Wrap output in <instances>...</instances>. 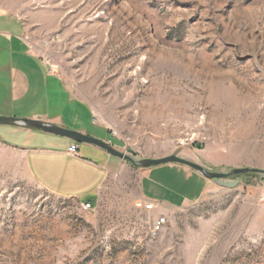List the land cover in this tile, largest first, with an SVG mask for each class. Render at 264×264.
<instances>
[{
    "label": "rangeland",
    "instance_id": "obj_1",
    "mask_svg": "<svg viewBox=\"0 0 264 264\" xmlns=\"http://www.w3.org/2000/svg\"><path fill=\"white\" fill-rule=\"evenodd\" d=\"M0 13L89 110L94 125L52 102L66 129L109 132L136 158L264 170V0H0ZM44 134L0 125V264H264L260 179L161 213L133 167L115 169L84 211L32 180L14 148Z\"/></svg>",
    "mask_w": 264,
    "mask_h": 264
},
{
    "label": "crops",
    "instance_id": "obj_2",
    "mask_svg": "<svg viewBox=\"0 0 264 264\" xmlns=\"http://www.w3.org/2000/svg\"><path fill=\"white\" fill-rule=\"evenodd\" d=\"M61 97L66 103H77L78 107L74 108V112H78L80 108L82 112L87 110L81 102L69 96L58 76L50 72L32 52L23 22L15 16L0 13V116H29L33 120L66 128L62 125L60 115L49 113L50 107ZM87 119L94 125L89 110ZM77 131L91 136L84 127ZM44 135H47L44 145L26 143L20 147H11L23 153L24 163L32 180L56 196L73 198L80 203L90 202L93 205L110 173L115 169L132 167L87 144H78L79 156L71 157L66 149L72 141ZM100 140L109 142L118 150L123 148L118 141L113 140L109 132L105 139ZM134 169L139 178L141 202L161 213L197 202L209 189L219 187L181 165Z\"/></svg>",
    "mask_w": 264,
    "mask_h": 264
},
{
    "label": "water",
    "instance_id": "obj_3",
    "mask_svg": "<svg viewBox=\"0 0 264 264\" xmlns=\"http://www.w3.org/2000/svg\"><path fill=\"white\" fill-rule=\"evenodd\" d=\"M0 125L35 130L41 133L62 137L78 144L92 145L106 152L108 155L128 163L136 169H151L168 164L185 166L198 173L203 178L213 181L219 187L226 189H233L237 187L239 185L238 178L241 176H254L261 181H264V170L254 167L230 168L225 171H217L211 170L203 165L174 154L160 158L132 157L117 150L109 142H105L78 131L66 129L49 122L0 116Z\"/></svg>",
    "mask_w": 264,
    "mask_h": 264
},
{
    "label": "built area",
    "instance_id": "obj_4",
    "mask_svg": "<svg viewBox=\"0 0 264 264\" xmlns=\"http://www.w3.org/2000/svg\"><path fill=\"white\" fill-rule=\"evenodd\" d=\"M66 153L71 157H78L79 156V145L76 142H71L66 149ZM82 209L84 211L92 210V204L90 202L81 203ZM147 209H151V205H146ZM165 220L164 218H158L157 221L154 223L153 230L154 232L160 230L164 225Z\"/></svg>",
    "mask_w": 264,
    "mask_h": 264
},
{
    "label": "trees",
    "instance_id": "obj_5",
    "mask_svg": "<svg viewBox=\"0 0 264 264\" xmlns=\"http://www.w3.org/2000/svg\"><path fill=\"white\" fill-rule=\"evenodd\" d=\"M241 178H244V179H258V178L254 177V176L253 177L252 176H241L238 179H241Z\"/></svg>",
    "mask_w": 264,
    "mask_h": 264
},
{
    "label": "bare ground",
    "instance_id": "obj_6",
    "mask_svg": "<svg viewBox=\"0 0 264 264\" xmlns=\"http://www.w3.org/2000/svg\"><path fill=\"white\" fill-rule=\"evenodd\" d=\"M224 95V94H223Z\"/></svg>",
    "mask_w": 264,
    "mask_h": 264
}]
</instances>
